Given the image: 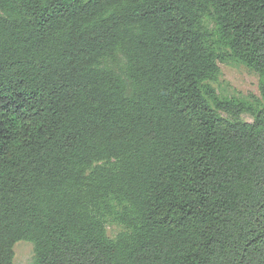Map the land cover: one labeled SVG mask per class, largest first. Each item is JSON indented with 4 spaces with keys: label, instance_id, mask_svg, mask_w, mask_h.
<instances>
[{
    "label": "trees",
    "instance_id": "1",
    "mask_svg": "<svg viewBox=\"0 0 264 264\" xmlns=\"http://www.w3.org/2000/svg\"><path fill=\"white\" fill-rule=\"evenodd\" d=\"M227 56L260 107L210 84ZM19 242L34 264H264V0H0V264Z\"/></svg>",
    "mask_w": 264,
    "mask_h": 264
},
{
    "label": "rangeland",
    "instance_id": "2",
    "mask_svg": "<svg viewBox=\"0 0 264 264\" xmlns=\"http://www.w3.org/2000/svg\"><path fill=\"white\" fill-rule=\"evenodd\" d=\"M220 75L216 81L210 84L221 97L229 99H240L260 107L262 105V96L259 89V75L249 70L243 64L231 56H227L223 62H219ZM228 118L223 113H220ZM245 122H253V118L248 115H242L240 118ZM107 230L111 238H116L123 227L117 223L109 222ZM35 249L29 242H19L15 246L14 264H34Z\"/></svg>",
    "mask_w": 264,
    "mask_h": 264
}]
</instances>
